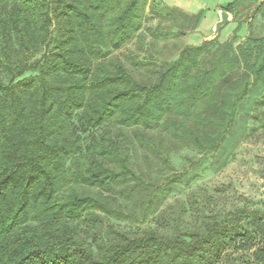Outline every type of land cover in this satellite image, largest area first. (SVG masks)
I'll return each instance as SVG.
<instances>
[{"label":"trees","instance_id":"obj_1","mask_svg":"<svg viewBox=\"0 0 264 264\" xmlns=\"http://www.w3.org/2000/svg\"><path fill=\"white\" fill-rule=\"evenodd\" d=\"M199 19L151 0H0V264H264V210L161 221L170 155L218 153L256 90L264 109V36L251 20L237 45H188ZM151 217L170 229L113 224Z\"/></svg>","mask_w":264,"mask_h":264},{"label":"rangeland","instance_id":"obj_2","mask_svg":"<svg viewBox=\"0 0 264 264\" xmlns=\"http://www.w3.org/2000/svg\"><path fill=\"white\" fill-rule=\"evenodd\" d=\"M155 1V0H151ZM245 3L246 0H238ZM156 2V1H155ZM164 7H173L188 14H200V22L191 40L202 44L209 37L218 22L221 8L234 0H157ZM264 3V2H263ZM249 4L246 3V5ZM254 3L252 2V5ZM236 5L233 22L224 25L217 37L224 42L232 37L239 40L248 33L242 18L252 20L254 36H264V23L254 15V7ZM236 12V13H235ZM147 19L151 17L147 16ZM129 48L133 49L130 45ZM142 56V54L140 55ZM125 59V58H124ZM128 65V62H125ZM34 75L28 73L27 76ZM263 91H254L250 98L239 107L233 134L229 136L215 155H200L195 150L184 149L171 154L172 171L163 173L169 179L176 178L172 190L167 194L161 207V221L181 217L183 227L194 225V208L205 213L227 212L235 208L264 210V109L255 105L260 102ZM173 175L175 177H173ZM161 180L162 177L154 174ZM123 230L133 233L146 230L164 232L170 227L151 217L143 224L113 222Z\"/></svg>","mask_w":264,"mask_h":264},{"label":"crops","instance_id":"obj_3","mask_svg":"<svg viewBox=\"0 0 264 264\" xmlns=\"http://www.w3.org/2000/svg\"><path fill=\"white\" fill-rule=\"evenodd\" d=\"M155 1L157 2V0H155ZM263 2H264V0H257V2L254 3L251 7H254V8H255V7L259 6V5H260L261 3H263ZM168 8L176 9V8H173V7H168ZM177 10H178V9H177ZM180 11H181V10H180ZM221 11L226 12V11L224 10V7L221 8ZM182 12H183V11H182ZM184 13L187 14V15H194V14H188V13H186V12H184ZM228 14H230V13H228ZM230 16H231V20H230L229 22H233V21H234V14L231 13ZM217 21H219V18H218ZM199 22H200V19H199V21H198V24H197L196 30H197V28H198V26H199ZM247 23H249V21H247L245 24L247 25ZM191 35H194V33H192V34H188V35L184 38L186 44H188V45H197V44H195V42H193V41L191 40V38H192ZM246 35H247V34H245V36L241 37L239 40H236V45L239 44V43H241V42L244 40V38L246 37ZM218 36H219V34H218ZM218 36H217V37H218ZM217 40H218L219 43H223L222 41H219L218 38H217ZM225 41H227V40H225ZM225 41H224V42H225Z\"/></svg>","mask_w":264,"mask_h":264},{"label":"water","instance_id":"obj_4","mask_svg":"<svg viewBox=\"0 0 264 264\" xmlns=\"http://www.w3.org/2000/svg\"><path fill=\"white\" fill-rule=\"evenodd\" d=\"M230 20H231L230 14H228L227 12L221 11L219 14V21L216 23L212 34L209 37L205 38L202 43L210 42L216 39L221 28L224 25H226Z\"/></svg>","mask_w":264,"mask_h":264}]
</instances>
